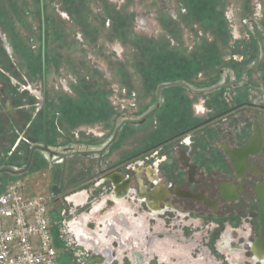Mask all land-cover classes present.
Here are the masks:
<instances>
[{"label": "rangeland", "instance_id": "374dc122", "mask_svg": "<svg viewBox=\"0 0 264 264\" xmlns=\"http://www.w3.org/2000/svg\"><path fill=\"white\" fill-rule=\"evenodd\" d=\"M86 1L80 13L89 10L85 20L90 25L79 29L61 12V0H46L48 13L57 21L63 20L59 21V30L55 28L59 26L57 21L50 23L56 35H51L47 47L49 145L98 144L114 134L121 116H141L156 102L162 100L163 104L152 111L144 124L125 125L109 152L103 151L99 157L67 153L61 185L62 168L41 153L34 156L29 171L18 173L24 164L23 152L12 150L8 131H3L0 163L9 161L6 159L13 154L19 157L13 164L16 168H5L16 172L14 176L1 171L0 179L19 181L26 193L51 196V222L60 236L55 231L53 235L56 242L58 238L61 241L57 245L60 264H87L92 256V248L81 244L78 235L71 238L75 244H68L70 238L66 236L67 230H63L66 224L62 223L72 217L78 218L107 246L101 253L112 255L110 264H136L133 244L142 252L141 264H196L194 260L198 257H205L200 264H253L250 260L253 253L247 250L241 237L248 225L243 214L238 225L228 221L219 233L213 228L218 210L206 209L195 200L176 199L175 207L185 209L181 215L191 211L188 216L162 213V204H158L161 212L158 214V210L154 211L139 197V186L143 183L146 191L150 190L154 175L165 188L172 179L193 193L200 191L195 182H188V166L180 164L173 149L167 160L161 152L144 155V162H139L137 156L122 160L142 146L151 145L154 137L163 138L193 125L206 112L203 106L215 112L214 106H231L244 100L255 104L264 102V33L259 36L261 46L255 45L254 24L246 21L245 25L243 21L249 15L264 18V0ZM178 10L184 15L178 16ZM127 11L133 16L132 29H128ZM37 12V0H0V34L12 39L22 61L19 63L13 58L20 74L15 72L11 78L20 86L24 85L25 68L40 49ZM180 75L187 81H168ZM219 75L225 81L218 89L208 94L192 91L194 86L213 88ZM1 77L2 82H8ZM164 82L173 83L165 87L181 88L161 89ZM40 88V79L36 76L30 91L39 99ZM5 107L13 111L12 107ZM0 108L5 111L3 106ZM34 120V125L40 123L41 116L36 115ZM35 126H32L35 135L40 136L39 125ZM213 128L214 124L208 126L213 134L204 129L190 134L196 141H214L222 134ZM18 134L22 135L20 131ZM25 145L28 144L20 141L18 147L22 149ZM186 146L180 145V151H185ZM201 158L204 157L191 154L190 164L194 165V161L199 164ZM171 165L176 168L172 175L168 172ZM207 167L211 172L218 170L215 163L200 164V170L193 173L196 182L208 184ZM112 174L118 175L119 180L109 178ZM218 176L230 178L226 173ZM125 180V191L120 196L117 189L123 187L121 183ZM52 185L61 190L55 197L50 190ZM117 211L121 216L110 224L108 220ZM211 230L216 234L212 239L208 237ZM223 234L228 237L221 239ZM170 248L177 254L189 253L192 257L187 260L179 254L163 257Z\"/></svg>", "mask_w": 264, "mask_h": 264}, {"label": "flooded vegetation", "instance_id": "af4514ba", "mask_svg": "<svg viewBox=\"0 0 264 264\" xmlns=\"http://www.w3.org/2000/svg\"><path fill=\"white\" fill-rule=\"evenodd\" d=\"M40 4L42 14V0H40ZM243 21L245 25H247L246 21L248 24H254V29L257 32V35L254 36V43L255 45L258 44V46L260 47L261 45L259 36H261V33H264V18L259 19L255 18L252 15H249L245 19H243ZM43 30L44 29L42 22V36ZM0 46L3 48L5 54L9 58V61L15 68L14 71L9 69L5 70L0 65V75L3 76L6 81H8L7 83H4L1 80L2 77L0 78V106H3V110H5L1 111L0 108V134L3 131L6 133L8 131L10 144H13L12 150L15 152L17 150L18 152L24 153L22 154L24 164L23 166H21L22 170L18 171V173L21 174L22 172L26 173L27 171H29V169H31V166L33 165L34 156L37 153H41L43 157L46 156L49 160L56 161V163L59 164L58 167L62 168V170L60 169L59 173V185H61L66 158H63L61 156H54L51 158V156L47 152H44L42 149L44 142L49 147H61L68 144L64 143L49 145L47 141L45 129L47 73H45L43 38L41 50V88L39 90L40 99L30 91L32 80L26 74V70L23 72V74L25 75L23 78V86H20V84L17 85L15 84V82L11 81L12 76H15V72H18L19 76L20 71H18L17 67H15V60L13 59L15 57L13 55L12 48L10 47L6 38L1 34ZM254 65L255 63L249 65L244 71L246 72L247 69L252 68ZM224 81L225 77H222V75L220 77L219 75L214 87L217 84L220 85L215 89H218ZM25 85L28 87H26ZM164 87L165 86L161 87V89ZM191 89L194 92L207 94L208 91L203 90H209L202 87L197 88L196 86L192 87ZM157 93L159 94L158 90L156 91V94ZM156 104L158 106H155L154 109L163 104L162 100L160 104H158V102H156L155 105ZM5 106L12 107L13 111L9 110L8 108L6 109ZM203 107L205 108L206 112H203L202 117H200L199 120H197L193 125L181 130L180 132L165 136L163 138L154 137L151 145L142 146L140 150L130 154L129 156H126L122 161H126L137 156V160L139 162H144V155L148 153H152L154 155L160 154L159 152H161V154H164V160H167L170 151H172L173 149L178 155L180 164L183 167L188 166V182H195L196 185L201 187L200 191L193 193L187 188H183V186L176 185L177 183L172 179L168 187L165 188L164 186H162L161 180L154 175L151 176L152 180H150V182H152L153 186L152 188H150V190L146 191L143 183L139 186V197L143 201L145 200L154 211L158 210V214L161 213L160 209L158 208V204H162V213H170L171 215H175V213L177 215H181L180 213H183L185 211L183 207H175L176 199L198 201L206 209L218 210V216L216 218L217 221L213 228H216V231H218L219 233L223 230L228 221L233 222L234 226L238 225L240 223V214H243L248 224L246 231L242 232L243 235L241 237H243V239L245 240L243 243L247 244V250L255 252V259H262L261 252H264V102L255 104V102H248V100H244L231 106H214L216 109L215 112L212 110L209 111V107L207 106ZM152 111L147 115L145 120L140 123L141 125L148 120V118L152 114ZM9 112L11 114H7ZM36 115L41 116L42 130L37 140L30 141L29 138L32 136L33 132L32 126L38 125V123L34 125V119L36 118ZM130 124L131 123L129 122L122 124L120 126L119 132L125 127V125ZM140 124H131V126H139ZM211 124H214L213 129L216 132L217 130L221 131V136H218L214 141H209L206 139L197 141L194 140L195 136H191L190 133H194L197 130L204 129L205 132L213 134L214 131L208 129V126ZM19 131L22 133L21 136L20 134H18ZM117 139V136L112 139L107 149H105L106 153L110 151L111 146L117 141ZM106 140L107 139L98 144L76 142L70 143L67 146L68 148L71 147L72 151L80 153V151L82 150L99 149L102 147L100 144H102ZM185 140L187 142H185ZM20 141H25L28 144L24 146L26 147L25 152L18 147ZM180 145H187L185 147L186 150L180 151ZM57 150L63 153H73L72 151H66L63 149ZM102 152L81 154L87 157H99ZM191 154H195V156L197 157L203 156L204 158H201L199 164H196V161H194V163L192 162V164L194 165H191ZM46 157L44 158L47 159ZM202 163H204L205 165L213 163L217 164L218 170L216 172H211V170L207 167L206 171L209 175L211 174L210 176L207 175L208 177H206V179L208 180L207 185L202 184L201 181L196 182L193 178L194 171L200 170V164ZM175 171L176 168L172 165L168 169V172L171 175ZM148 173L152 175V173H150L149 171ZM225 173L230 176L229 179L218 176ZM115 175L116 174L109 175V178H112L113 181H116L117 179L114 178ZM214 175L217 176L216 179L214 178ZM121 184L123 187H120V190L117 189V193H119L120 196L124 194L126 180ZM242 207H246V210L241 209ZM189 213H191V211H189L187 214L184 213L181 216H188ZM208 235L207 236L212 239L216 234L213 230H211ZM227 237L228 234H225L223 237H221V239H226ZM222 247L223 246L221 244L220 248L222 249ZM231 254L232 256H234L233 252H231ZM105 257L99 256V254H95L88 264L96 261H101L103 263L104 261H106ZM140 258L143 259L141 254Z\"/></svg>", "mask_w": 264, "mask_h": 264}, {"label": "built area", "instance_id": "2783aa9c", "mask_svg": "<svg viewBox=\"0 0 264 264\" xmlns=\"http://www.w3.org/2000/svg\"><path fill=\"white\" fill-rule=\"evenodd\" d=\"M50 196L26 193L19 181L0 191V264H60Z\"/></svg>", "mask_w": 264, "mask_h": 264}, {"label": "trees", "instance_id": "16d2710c", "mask_svg": "<svg viewBox=\"0 0 264 264\" xmlns=\"http://www.w3.org/2000/svg\"><path fill=\"white\" fill-rule=\"evenodd\" d=\"M38 1V12H37V15L36 17H38V21H39V27H38V31H39V35H38V40H39V44H40V49H39V52L37 53L38 54V58L37 57H31L32 59H30V63L29 64V61L27 62L29 65L28 67L25 68L26 70V74L31 78V80L33 78H35L36 76H38V79H40L41 77V50H42V38H43V42H44V62H45V73L48 72L47 70V60H48V50H47V47L49 45V42H50V38H51V35H54L56 33V29H52V26L50 23L53 21L56 22L57 20H55L56 18L53 17V15H51L50 13H48L47 11V2L46 0H42V7H43V13L41 14V4H40V0H37ZM104 2V0H102ZM87 1L86 0H61V4H60V9L61 11L65 12L69 18H70V21L72 23H74L75 25H77L79 27V29H82L84 27H87L88 25H90V23H87L86 24V20L85 18H87V14L89 12V10H86L87 12L86 13H80L81 12V9L84 7V4L86 3ZM130 3V2H129ZM106 4V3H105ZM84 12V11H83ZM179 14L178 16H183V15H180V11L178 10ZM126 15H128V29H132V22H131V18L133 17L132 16V13L127 11L126 12ZM127 19V18H126ZM60 21V20H59ZM59 21H57V23L59 24ZM42 22H43V36H42ZM62 21H60V23H62ZM86 24V26L84 25ZM55 28H61V25L59 24L58 27H55ZM53 31V33H52ZM9 35V34H8ZM56 35V34H55ZM6 38L8 36H5ZM52 39V38H51ZM65 40H67L65 38ZM7 42L11 45V48H12V51H13V55L15 57V59L17 61H19V63H22L21 59H20V56L19 54L17 53V51L15 50V46L13 45V42H12V39L10 38H7ZM33 56V55H32ZM36 60L37 62L34 63L33 61ZM142 63V61H140ZM0 65L2 68H4L5 70L6 69H9V70H12L14 71V67L12 66L11 62L9 61V58L7 57V55L5 54L3 48L0 46ZM14 74V72H13ZM186 80V78L184 76H176L175 78H172L171 80H168V81H173V80ZM181 88L179 86H172V87H165L164 89H168V88ZM163 89V90H164ZM48 104H49V95L48 93L46 94V110H45V129H46V136L48 134V126H47V110H48ZM39 125V126H38ZM38 131L40 132L41 134V130H42V119H41V122L38 123ZM36 127V126H35ZM36 131L35 129L33 128V132H32V136L29 138L30 141H35L37 140L38 136L35 135ZM47 141H48V137H47ZM89 143V142H88ZM64 144V143H63ZM53 145H57V144H53ZM25 148L26 147H23L22 150L25 152ZM24 154V153H23Z\"/></svg>", "mask_w": 264, "mask_h": 264}, {"label": "crops", "instance_id": "0c3cea01", "mask_svg": "<svg viewBox=\"0 0 264 264\" xmlns=\"http://www.w3.org/2000/svg\"><path fill=\"white\" fill-rule=\"evenodd\" d=\"M14 155V156H13ZM13 155H11V157L9 158V159H6V160H9V161H7V162H3V163H0V173H1V171L2 172H5V173H8L10 176H14V173H16V172H9V171H7L5 168H16L17 166L16 165H13V164H16V162H15V159H17L19 156H17V155H15V154H13ZM10 156V155H9ZM14 160V161H13ZM13 161V162H12ZM1 162V161H0ZM10 163V164H9ZM21 174H24L23 172L21 173ZM7 183V181L5 182H3L2 180H1V184H0V191H2L3 189H4V186H5V184ZM101 207V206H100ZM94 211H96V210H94ZM120 217L121 216V213H120V211L118 212H115L113 215H111V220H108L109 221V223L111 222L112 223V221L115 219V217ZM110 223V224H111ZM63 225L64 224H66V229H63V230H65V232H66V230H67V237L68 238H70V240H68V244H75L74 242H73V239H71V238H74L75 236H77L78 235V237H79V239H80V242H81V244L82 243H84L85 245H89L91 248H92V256H91V258H90V260L92 259V257L95 255V254H99V256H103V252L101 253V249L103 250V248L105 247V248H107V246H105V245H103L102 243H101V239L100 238H98L96 235H93L92 233H90L91 232V230L89 231L87 228H86V225L83 223H81L79 220H78V218H75V217H72L71 219H69L68 221H66V223H62ZM53 231H55L54 233L56 234V236L57 237H59L60 235L58 234V232L55 230V229H53V225H52V233H53ZM53 237H54V235H53ZM54 242H55V246L57 247V245H61V241L59 240V238L57 239V242L55 241V237H54ZM60 242V243H59ZM122 243V242H121ZM131 245V244H130ZM132 246V245H131ZM132 250H133V255L135 254L136 255V258H135V263L136 264H141L142 263V259L140 258V254H141V256H143L142 255V252L140 251V249L136 246V245H134L133 244V246H132ZM108 249V248H107ZM167 254L166 255H164L163 257H165V256H171V255H183V258H185L186 260L187 259H190L192 256L188 253V254H186V253H184V254H182L183 252H178V254H177V252H176V250L175 249H173V248H170L169 249V251H167L166 252ZM214 253V252H213ZM253 253V257H251V261H252V263L253 264H264V252H261V254H262V259H255L254 258V256H255V252H252ZM106 254L107 253H105L104 254V257L106 256ZM109 255H110V253H109ZM188 255H190V256H188ZM217 255V254H216ZM106 258V261H104L103 263L101 262V261H96V262H93V263H91V264H94V263H98V264H108L109 262H110V260L112 259V255H110V256H106L105 257ZM205 257H202V258H200V257H198L196 260H194V261H196V264H200V262L204 259ZM168 259V258H167ZM58 260H59V257H58ZM90 260H88L87 261V264L90 262ZM191 262V261H190ZM60 263V262H59ZM110 263H112V260H111V262ZM109 263V264H110ZM193 263V262H192Z\"/></svg>", "mask_w": 264, "mask_h": 264}, {"label": "water", "instance_id": "95a60500", "mask_svg": "<svg viewBox=\"0 0 264 264\" xmlns=\"http://www.w3.org/2000/svg\"><path fill=\"white\" fill-rule=\"evenodd\" d=\"M176 84L178 83V84H181V82H175ZM171 84H173V83H171V82H165V83H162L160 86L161 87H163V86H167V85H171ZM220 84H217L214 88H211V89H209V90H203V91H211V90H213V89H215V88H217L218 86H219ZM161 102V101H160ZM160 102L158 103V104H160ZM155 106H158L157 104L156 105H154L153 107H151L150 109H148L146 112H144L141 116H136V117H127V116H121L119 119H117V123H116V127H115V129H116V131L114 132V134L110 137V138H108L105 142H103L102 144H100L102 147L101 148H99V149H95V150H89V149H87V150H82V151H80V153H93V152H98V153H100V152H102V151H106L105 149H107V147H108V145L110 144V142L112 141V139H114V137H116L117 136V134H118V132H119V129H120V126L123 124V123H126V122H129V123H131V124H134V125H137V124H140V123H142L144 120H145V118L147 117V115L154 109V107ZM100 145H97V146H100ZM95 147V146H94ZM42 149H43V151L44 152H47L50 156H51V158L52 157H59V156H61V157H65V155L68 153V152H65V153H63V152H59L57 149H63V150H66V151H72L71 149V147L70 148H68V146L66 145V146H61V147H49L45 142H44V144H43V147H42ZM73 153H77V152H74V151H72ZM79 152V151H78ZM44 157H46V156H44ZM47 158V157H46ZM48 159V158H47ZM49 160V159H48ZM12 172V171H11ZM115 179H117V180H119V176L118 175H115V177H114ZM50 190H51V192H52V196L53 197H55V196H57V195H59L60 193H61V190H59V187L58 186H56V185H52L51 187H50Z\"/></svg>", "mask_w": 264, "mask_h": 264}]
</instances>
